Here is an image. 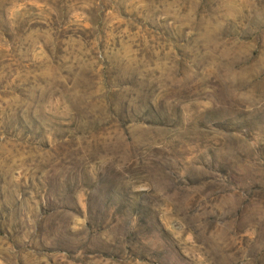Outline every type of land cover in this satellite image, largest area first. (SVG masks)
<instances>
[{
    "label": "rangeland",
    "instance_id": "1",
    "mask_svg": "<svg viewBox=\"0 0 264 264\" xmlns=\"http://www.w3.org/2000/svg\"><path fill=\"white\" fill-rule=\"evenodd\" d=\"M0 264H264V0H0Z\"/></svg>",
    "mask_w": 264,
    "mask_h": 264
}]
</instances>
